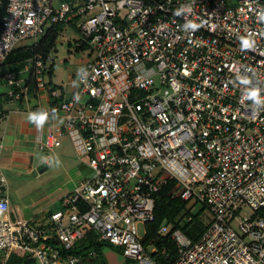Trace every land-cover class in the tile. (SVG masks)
<instances>
[{
	"label": "built area",
	"instance_id": "built-area-1",
	"mask_svg": "<svg viewBox=\"0 0 264 264\" xmlns=\"http://www.w3.org/2000/svg\"><path fill=\"white\" fill-rule=\"evenodd\" d=\"M2 8L0 70L22 42L58 26L90 50L71 90L51 83L54 50L35 52L5 81L7 97L29 111L46 93L49 106L33 107L45 116L39 149L55 151L68 138L92 175L40 230L10 218L0 170V264L18 251L32 264L92 261L93 250L65 253L90 232L118 247L125 264H160L167 250L155 241L169 234L171 264H264V0H0ZM170 183L211 220L198 241L164 224L145 246L150 231L142 237L139 226L155 223L156 196ZM53 237L58 244L48 243Z\"/></svg>",
	"mask_w": 264,
	"mask_h": 264
},
{
	"label": "rangeland",
	"instance_id": "rangeland-1",
	"mask_svg": "<svg viewBox=\"0 0 264 264\" xmlns=\"http://www.w3.org/2000/svg\"><path fill=\"white\" fill-rule=\"evenodd\" d=\"M80 40L79 33L70 28H66L63 34L59 36L54 50L59 67L51 78L54 85L58 87L65 86L66 89L71 90L73 81L90 60L88 56L90 50L87 47L85 49L82 48ZM40 41L41 38L28 39L22 42L19 48H29ZM2 69L5 74L12 71V69L6 67ZM27 77L28 73L25 72H21L18 75L20 81L25 80ZM10 91L11 87L8 84L0 85V95L7 94ZM37 103V100H32V104L36 105ZM52 125V120L46 123L43 132L44 136L51 130ZM62 144V147L57 148L55 151L35 150L29 144V155L33 156L36 165L35 170L32 173L28 170L4 171L7 180V193L17 210L16 221L18 223H23L33 218H46L49 213L61 210V199L72 192L83 179L92 175L90 167L78 160L70 140L64 138ZM45 160H48L47 164H45ZM41 169L43 170L42 172ZM190 207L193 209L194 214L200 213L199 220L204 225L210 222V213L204 210L201 205L191 204ZM242 212V216H249L252 213L247 207ZM147 229L150 231L151 227L139 226L140 236L143 237ZM110 246L115 252L120 254L121 250L118 247ZM151 250L152 248H149V251ZM102 261L103 259L99 257L81 264H101Z\"/></svg>",
	"mask_w": 264,
	"mask_h": 264
},
{
	"label": "trees",
	"instance_id": "trees-1",
	"mask_svg": "<svg viewBox=\"0 0 264 264\" xmlns=\"http://www.w3.org/2000/svg\"><path fill=\"white\" fill-rule=\"evenodd\" d=\"M6 15V8L0 9V25L2 24L3 18ZM64 26H58L52 28L49 33L40 41L39 47L34 49L31 48H21L13 52L10 57L5 62L4 66L12 69L11 72H18L22 70L24 67V63L27 59L31 58L35 52H44L49 53L55 50L57 45V40L61 34L65 31ZM81 42V41H80ZM84 46V47H83ZM87 45H82V48H86ZM3 66V67H4ZM54 74L50 75V79ZM52 83V81H51ZM55 89L58 86L54 85ZM36 87L35 84L32 83L30 89L31 98L35 97ZM7 97V94H6ZM8 98V97H7ZM9 99V98H8ZM52 101V100H51ZM175 184L170 183L168 186L163 188L159 194L156 196V205H155V217L156 221L153 225H151V229L146 239L144 240L145 246L148 245L150 240H156L158 236L159 229L164 225L168 224L173 226V231L176 229H180L183 231L185 235H187L191 240L198 241L205 231L207 225H204L199 220L200 213H193V209L189 208L187 202H184L180 198L175 197L172 194V190L174 189ZM191 218V221L188 219ZM155 245L161 251L163 249L167 250L166 256H160L158 261L160 264H171L174 262L177 256V248L172 240V234H169L166 237H161L157 241H155ZM49 244L56 245L58 241L55 237L48 240ZM110 246L104 242H98L96 236L93 233H88L85 240L79 242L72 251H67L66 256H76L80 255L83 252L95 251L97 254L96 259L99 257L103 259L101 264H107V260L103 254V248ZM112 249V248H111ZM122 253V252H120ZM27 261V255L23 252H14L7 262L4 264H25Z\"/></svg>",
	"mask_w": 264,
	"mask_h": 264
},
{
	"label": "crops",
	"instance_id": "crops-1",
	"mask_svg": "<svg viewBox=\"0 0 264 264\" xmlns=\"http://www.w3.org/2000/svg\"><path fill=\"white\" fill-rule=\"evenodd\" d=\"M80 46H82V44H80ZM4 67L7 68V66ZM2 68L0 70V85L7 84L5 81L6 74ZM32 100H37V104H41L45 109L50 103L49 97L41 93L40 97L30 100L32 110L29 111L30 109L27 107L26 102L10 100L6 97V94L0 95V103L2 104L5 115H7V117L0 119V138H3L4 146L0 149V170H2L3 173L5 170H28L32 173L36 168L33 156L29 155L30 145L33 146L35 150H40L39 125L36 121L30 119V116L35 114L33 107L37 105L32 104ZM47 163L48 160H45V164ZM4 193L5 190H2L0 196H4ZM7 195L9 194L7 193ZM9 199L11 208L10 218L16 221L17 210L13 206L10 196ZM47 219L48 216L46 218L41 217L40 219L33 218L26 222L34 228L48 230L50 226Z\"/></svg>",
	"mask_w": 264,
	"mask_h": 264
},
{
	"label": "water",
	"instance_id": "water-1",
	"mask_svg": "<svg viewBox=\"0 0 264 264\" xmlns=\"http://www.w3.org/2000/svg\"><path fill=\"white\" fill-rule=\"evenodd\" d=\"M42 171L43 170L41 169V172ZM103 254H104L108 264H125V258L121 254L115 252L113 249H111L109 247L103 248ZM34 262H35L34 259H29L25 262V264H32ZM84 262H86V261L84 260L81 263H84Z\"/></svg>",
	"mask_w": 264,
	"mask_h": 264
},
{
	"label": "clouds",
	"instance_id": "clouds-1",
	"mask_svg": "<svg viewBox=\"0 0 264 264\" xmlns=\"http://www.w3.org/2000/svg\"><path fill=\"white\" fill-rule=\"evenodd\" d=\"M251 95H253V96H257L256 91H252ZM30 119L36 121V123H37L38 125H40V124H42V123L44 122V120H45V116H44V115H35V114H34V115L30 116Z\"/></svg>",
	"mask_w": 264,
	"mask_h": 264
}]
</instances>
